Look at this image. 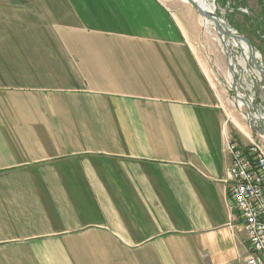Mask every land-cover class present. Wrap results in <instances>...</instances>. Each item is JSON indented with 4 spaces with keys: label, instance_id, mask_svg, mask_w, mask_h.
<instances>
[{
    "label": "crops",
    "instance_id": "0c3cea01",
    "mask_svg": "<svg viewBox=\"0 0 264 264\" xmlns=\"http://www.w3.org/2000/svg\"><path fill=\"white\" fill-rule=\"evenodd\" d=\"M232 128L159 0H0V264H240Z\"/></svg>",
    "mask_w": 264,
    "mask_h": 264
},
{
    "label": "rangeland",
    "instance_id": "374dc122",
    "mask_svg": "<svg viewBox=\"0 0 264 264\" xmlns=\"http://www.w3.org/2000/svg\"><path fill=\"white\" fill-rule=\"evenodd\" d=\"M159 1L184 29L188 45L216 90L229 120L233 122L232 132L235 140L243 146H249L251 143L264 145V138L249 129L242 113L232 105L234 95L227 84L224 56L219 51L215 40L202 28L199 16L180 0ZM207 2L214 7V13L224 22L229 31L250 41L252 49L259 56L258 64L264 70V0H207ZM210 32L213 33V31ZM251 82L253 92L259 85L253 78L246 79L247 84ZM258 106L264 113V103L260 102ZM259 128L264 129V123L259 124Z\"/></svg>",
    "mask_w": 264,
    "mask_h": 264
},
{
    "label": "built area",
    "instance_id": "2783aa9c",
    "mask_svg": "<svg viewBox=\"0 0 264 264\" xmlns=\"http://www.w3.org/2000/svg\"><path fill=\"white\" fill-rule=\"evenodd\" d=\"M228 209L244 233L246 257L240 264H264V145L228 138Z\"/></svg>",
    "mask_w": 264,
    "mask_h": 264
},
{
    "label": "bare ground",
    "instance_id": "6f19581e",
    "mask_svg": "<svg viewBox=\"0 0 264 264\" xmlns=\"http://www.w3.org/2000/svg\"><path fill=\"white\" fill-rule=\"evenodd\" d=\"M180 1L191 7L187 0ZM193 1L198 4L203 11L214 12V7L209 4L207 0ZM199 18L202 28L215 40L220 49L219 51L224 56L227 67V84L230 90L235 94L232 105L235 106L236 109H239V112L242 113L247 124H253L259 127V124L264 123V113L261 112L258 106L260 102L263 103L262 91L264 80L254 65L255 62L258 63V54L253 49L250 53L247 43L236 38V34L233 31H229L221 19L218 20V23L223 30L227 29L228 32L232 34L231 36L219 37L218 31L213 22L202 17ZM210 31H213V33L211 34ZM247 78H253L258 83L259 86L256 87L257 89L255 91L252 92V82L250 84L246 83ZM234 80L236 81L235 87L232 86ZM242 90L243 93H241ZM261 137L264 138V136Z\"/></svg>",
    "mask_w": 264,
    "mask_h": 264
},
{
    "label": "water",
    "instance_id": "95a60500",
    "mask_svg": "<svg viewBox=\"0 0 264 264\" xmlns=\"http://www.w3.org/2000/svg\"><path fill=\"white\" fill-rule=\"evenodd\" d=\"M187 1L189 2V4L191 5V8L196 12V14L199 17L205 18V19H207V20H209V21H211V22H213L215 24L216 29L218 31L219 37H224V36L228 37V36L232 35V34H230L228 32L227 29H225V30L222 29L221 25L218 23L219 18L217 17V15L213 11L212 12L203 11L200 8V6L198 4H196L193 0H187ZM236 38L240 39L243 42H246L249 52L250 53L252 52V45H251L250 41H248L246 38H244L242 36H239L237 34H236ZM254 65H255L256 70L260 73V75L264 79V70H262L261 66L258 63L255 62ZM235 84H236V81L234 80L232 86L235 87ZM233 95H234V98H235V94L234 93H233ZM262 100H263V103H264V87H263V91H262ZM248 127H249V129L252 132H256L260 136H264V129H261L258 126H255L253 124L252 125L248 124Z\"/></svg>",
    "mask_w": 264,
    "mask_h": 264
}]
</instances>
